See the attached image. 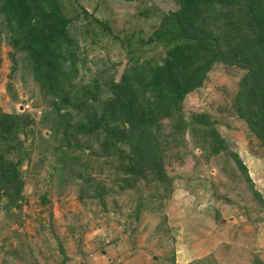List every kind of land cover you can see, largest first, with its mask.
Wrapping results in <instances>:
<instances>
[{
	"label": "rangeland",
	"instance_id": "obj_1",
	"mask_svg": "<svg viewBox=\"0 0 264 264\" xmlns=\"http://www.w3.org/2000/svg\"><path fill=\"white\" fill-rule=\"evenodd\" d=\"M58 4L71 20L61 52L73 74L66 93L74 100L98 82L100 103L131 65L164 64L166 36L155 33L181 10L179 0ZM215 10L208 24L227 28L223 9ZM11 30L0 14V113L23 125L8 153L19 166L22 204L0 202V264H264V146L236 103L245 69L214 64L181 118L156 130L167 182L133 181L101 146L102 133L76 130L87 122L85 109L73 101L58 109ZM197 117L215 125L224 151L205 145V130L191 127Z\"/></svg>",
	"mask_w": 264,
	"mask_h": 264
},
{
	"label": "trees",
	"instance_id": "obj_2",
	"mask_svg": "<svg viewBox=\"0 0 264 264\" xmlns=\"http://www.w3.org/2000/svg\"><path fill=\"white\" fill-rule=\"evenodd\" d=\"M179 5L181 10L165 17L155 33L159 40L166 36L164 64L131 65L119 84L108 87L110 96L100 103L98 82L85 86L74 100L66 93L64 85H70L73 74L64 69L61 52L69 40L71 20L58 0H0V14L12 27L10 33L28 50L34 78L58 100V109L71 101L78 103L76 109H85L87 122L81 121L76 130L87 137L102 133L101 146L121 158L123 177L133 181L151 176L167 182L156 130L160 131L161 120L181 118L186 97L202 87L216 63L247 71L236 97L237 111L264 146V0H179ZM217 6L223 9L219 15L227 28L208 24L207 16H214ZM194 121L191 127L205 130L209 150L224 151L225 141L215 125L203 117ZM22 127L18 117L0 113V202L6 199L9 208L22 204L19 166L8 155ZM238 164L247 174L243 163L238 160Z\"/></svg>",
	"mask_w": 264,
	"mask_h": 264
}]
</instances>
